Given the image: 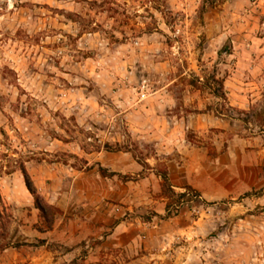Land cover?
I'll return each instance as SVG.
<instances>
[{"label":"rangeland","instance_id":"374dc122","mask_svg":"<svg viewBox=\"0 0 264 264\" xmlns=\"http://www.w3.org/2000/svg\"><path fill=\"white\" fill-rule=\"evenodd\" d=\"M57 4L0 0V174L18 170L28 159L67 162L69 154L41 152L33 146L53 138L85 149L105 143L96 137L104 121L80 125L65 106L49 110L42 98L20 84L19 73L38 90L49 82L58 90L83 85L91 91L99 83L155 86L177 77L175 84L182 85L176 90L190 86L201 92L202 108L192 111L215 116L218 110L222 115L215 117L228 124L227 130L186 133L185 139L201 153L207 151L209 159L199 154L193 161L199 196L177 205L173 216L182 207L187 211L175 223L178 237H167L161 253L150 252L160 255L153 258L144 248L143 232L137 249H101L102 241L92 240L84 259L75 264H169L177 255L186 264H264V88L250 91L252 102L245 107L231 105L224 88L227 75L243 70L248 53L259 47L264 0H57ZM89 67L102 71V78L86 77ZM92 95L105 97L95 91ZM123 140L119 144L130 146L143 160L153 154L150 143L128 135ZM190 219L196 223L184 228ZM0 223L7 230V236H0V246L19 242L18 214L1 199ZM42 226L43 221L37 224ZM59 256L64 261L70 258ZM2 257L14 260L18 255Z\"/></svg>","mask_w":264,"mask_h":264},{"label":"crops","instance_id":"0c3cea01","mask_svg":"<svg viewBox=\"0 0 264 264\" xmlns=\"http://www.w3.org/2000/svg\"><path fill=\"white\" fill-rule=\"evenodd\" d=\"M30 1L58 5L57 0ZM259 43L254 52L248 53L243 70H232L224 81L225 94L231 105L245 107L246 103L252 102L249 100L253 95L250 91L264 88V36ZM85 73L86 77L94 74L98 80L102 78V71L96 67L87 68ZM176 79L155 86L146 82L134 86L99 83L91 91L83 85L58 90L49 82L38 90L36 86L33 89L19 73L20 84L35 97L42 98L49 110L65 106L80 125L88 121H104L105 124H100L101 128L97 129L98 142L123 143V138L128 135L131 139L150 143L154 150L145 159L149 168L143 176L123 181L116 175L103 176L98 166L121 175L138 176L143 165L131 152L85 149L73 141L63 142L57 138L46 145L34 144L41 152L71 155L67 162L56 159H42L41 162L28 159L24 162L38 192L59 213L51 229L43 226L42 230L39 229L37 224L41 225V217L21 172L0 174V199L4 205L13 208L21 223L18 241L35 243L39 239L45 240L38 246L6 247L0 254L18 257L14 260L2 257L0 264H68L82 249L81 243L85 242L87 247V242L92 240H101V249H137L139 232H143L144 248L150 256H160L150 252L161 253L167 237H178L180 229L175 223L187 211L182 207L177 215L170 212L164 217L169 199L162 193L161 177L155 173V168H167L174 191L182 192L186 187L197 189L193 161L199 154L206 160L209 157L207 151L201 153L185 139L186 133H202L210 128L228 129L222 119L208 112L192 111L202 108L201 92L190 86L176 90L182 85L175 84ZM93 91L105 97H96L92 95ZM76 157L83 162H74ZM193 223L196 221H186L184 228L192 227ZM60 254L63 257L70 255V258L60 260ZM169 264H186V261L182 255H177Z\"/></svg>","mask_w":264,"mask_h":264},{"label":"trees","instance_id":"16d2710c","mask_svg":"<svg viewBox=\"0 0 264 264\" xmlns=\"http://www.w3.org/2000/svg\"><path fill=\"white\" fill-rule=\"evenodd\" d=\"M222 80H218L219 83V87H222ZM215 95H217L216 93H218V91L214 92ZM221 97L223 99L224 96L221 95ZM215 116H220L222 115L220 111L215 110L214 112ZM97 150H105V151H110V152H116V151H127V152H131V154L133 155V157L135 159H137V161L139 163H141L143 165V170L142 172H140L138 174V176H126V175H121L119 173L116 172H112L109 171L107 168L99 165L98 166V170L99 172L106 177H111V176H118L120 177L123 181L126 180H130V179H137L139 177H142L144 174V171L149 168L148 164L145 162V160L141 159L138 157V155L135 154L134 150L130 147V146H125V145H121L119 143H115L114 145L108 142H105L104 144H102V146H98L96 148ZM18 170L21 172L23 179H24V183L25 186L27 188V190L29 191V193L31 194V196L33 197V204L34 207L39 211V215L43 221V223H45V228L46 229H51L52 224L56 218V215L59 213V210L54 207L53 205L49 204L44 197L38 192L37 188L35 187L33 180L29 174V172L27 171L24 162H21L18 166ZM155 173L161 177V186H162V193L169 199V203L167 204V214L164 217H168L170 215L171 210L175 207V206H179V205H183V204H189L192 200V197H197L199 196L198 192H196L195 190H193L190 187H186L184 191L182 192H176L174 191V189L172 188L170 181H169V177H168V171L167 168L165 166H161V167H157L155 168ZM3 229V232H0V236H7V230L4 224L0 223V229ZM42 230V228H39ZM45 243L44 239H39L37 240V242L35 243H27V242H14V243H6L0 246V251L5 249L6 247H13V248H20L21 246H38V245H43ZM98 243H100V240H98ZM82 246V251H81V255L78 257L73 258L68 264H75L77 263L79 260L84 259L85 254H86V244L85 242L81 243Z\"/></svg>","mask_w":264,"mask_h":264},{"label":"built area","instance_id":"2783aa9c","mask_svg":"<svg viewBox=\"0 0 264 264\" xmlns=\"http://www.w3.org/2000/svg\"><path fill=\"white\" fill-rule=\"evenodd\" d=\"M178 209H179V207H178V206H175V207L171 210L172 214H174L175 212H177Z\"/></svg>","mask_w":264,"mask_h":264}]
</instances>
